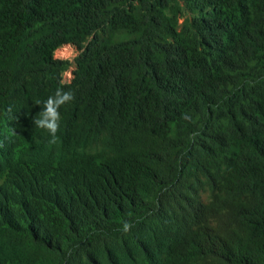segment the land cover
<instances>
[{"label":"trees","instance_id":"obj_1","mask_svg":"<svg viewBox=\"0 0 264 264\" xmlns=\"http://www.w3.org/2000/svg\"><path fill=\"white\" fill-rule=\"evenodd\" d=\"M0 264H264V0H0Z\"/></svg>","mask_w":264,"mask_h":264},{"label":"clouds","instance_id":"obj_2","mask_svg":"<svg viewBox=\"0 0 264 264\" xmlns=\"http://www.w3.org/2000/svg\"><path fill=\"white\" fill-rule=\"evenodd\" d=\"M61 84H63V81H61ZM73 99L74 94L71 91H64L62 87H58L54 95L48 96L43 102L40 100L34 102L35 105L42 107V111L33 117L32 124L50 135V143L54 144L57 140V132L59 131L61 120L60 108L70 103ZM131 227L132 225L129 222H125L122 230L127 232Z\"/></svg>","mask_w":264,"mask_h":264},{"label":"built area","instance_id":"obj_3","mask_svg":"<svg viewBox=\"0 0 264 264\" xmlns=\"http://www.w3.org/2000/svg\"><path fill=\"white\" fill-rule=\"evenodd\" d=\"M67 49H69V50H71L72 51V54H75L74 55V57L76 56V54H77V50L75 49V47H73V46H71V45H65V46H63V47H60L59 49H57L55 52H57L58 51V57L57 58H55L54 56V58L55 59H59V60H67V61H69L70 63H71V65H70V67L65 71V72H63V74H62V81H63V83H70V81H71V79H72V77H73V74H72V72H73V70H74V65H73V63H72V61L70 60V59H67V57H63V55L65 54V52H67L66 50ZM54 52V53H55ZM53 53V54H54ZM73 57V58H74Z\"/></svg>","mask_w":264,"mask_h":264},{"label":"rangeland","instance_id":"obj_4","mask_svg":"<svg viewBox=\"0 0 264 264\" xmlns=\"http://www.w3.org/2000/svg\"><path fill=\"white\" fill-rule=\"evenodd\" d=\"M66 51H67V52H65V54L63 55V57H67V59H70L71 61H73V57H74L75 54H72V51L69 50V49H67ZM53 56H54L55 58H57V57L59 56V55H58V51L55 52V53L53 54ZM69 67H70V66H69Z\"/></svg>","mask_w":264,"mask_h":264}]
</instances>
